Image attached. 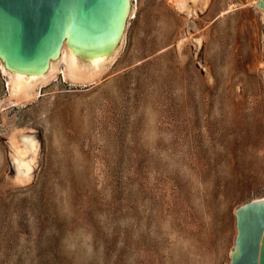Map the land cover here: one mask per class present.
I'll use <instances>...</instances> for the list:
<instances>
[{
	"label": "rangeland",
	"instance_id": "374dc122",
	"mask_svg": "<svg viewBox=\"0 0 264 264\" xmlns=\"http://www.w3.org/2000/svg\"><path fill=\"white\" fill-rule=\"evenodd\" d=\"M189 3L134 0L96 81L60 61L15 102L0 69V264H231L236 210L264 197V9Z\"/></svg>",
	"mask_w": 264,
	"mask_h": 264
},
{
	"label": "water",
	"instance_id": "95a60500",
	"mask_svg": "<svg viewBox=\"0 0 264 264\" xmlns=\"http://www.w3.org/2000/svg\"><path fill=\"white\" fill-rule=\"evenodd\" d=\"M133 0H0V58L10 71L42 73L63 46L83 59L112 54ZM264 9V0H257ZM231 264H264V197L236 210Z\"/></svg>",
	"mask_w": 264,
	"mask_h": 264
},
{
	"label": "bare ground",
	"instance_id": "6f19581e",
	"mask_svg": "<svg viewBox=\"0 0 264 264\" xmlns=\"http://www.w3.org/2000/svg\"><path fill=\"white\" fill-rule=\"evenodd\" d=\"M172 1L181 10L191 11V5L189 3L191 0ZM193 1L196 2L197 0ZM133 12L134 6L131 10V14ZM192 13H194L193 10ZM123 40L112 54H97L89 57L87 61L83 60L75 51L65 44L60 56L53 59L48 69L42 73L10 71L6 68L4 62L0 58V69L8 75V87L12 101L13 98L15 102L26 101L32 98L37 93L38 85L49 82L56 75L60 61H64L62 73L66 78L76 82L96 81L104 74L109 65L117 57L121 50ZM13 147L18 176L21 178H29L38 147L37 140L31 135H23V138L19 141H13ZM30 152L33 153V156H30Z\"/></svg>",
	"mask_w": 264,
	"mask_h": 264
}]
</instances>
